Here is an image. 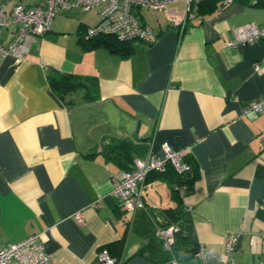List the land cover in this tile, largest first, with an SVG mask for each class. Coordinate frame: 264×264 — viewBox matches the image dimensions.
<instances>
[{
  "label": "crops",
  "instance_id": "0c3cea01",
  "mask_svg": "<svg viewBox=\"0 0 264 264\" xmlns=\"http://www.w3.org/2000/svg\"><path fill=\"white\" fill-rule=\"evenodd\" d=\"M183 9V0L139 9L156 37L130 41L126 56L102 42L82 46L96 7L56 14L23 58L0 55L1 245L41 233L48 264H88L102 246L123 264H170L159 250L157 261L146 253L176 206V186L151 172L144 205L127 210L111 194L124 168L101 152L113 138L134 145L133 159L161 155L166 141L198 172L181 196L198 243L183 263L223 264L225 238L236 232L234 264H264V112L241 111L264 94V39L224 47L233 27L264 22V0H204L180 30L169 16ZM12 31L1 29L2 43ZM51 68L90 77L95 98L83 100L82 88L61 99L48 84Z\"/></svg>",
  "mask_w": 264,
  "mask_h": 264
},
{
  "label": "built area",
  "instance_id": "2783aa9c",
  "mask_svg": "<svg viewBox=\"0 0 264 264\" xmlns=\"http://www.w3.org/2000/svg\"><path fill=\"white\" fill-rule=\"evenodd\" d=\"M11 0H0V32L3 27L13 26L12 37L7 43L0 40V55L11 54L23 58L29 50L36 35L50 29L56 14L71 9L88 10L97 8L98 21L86 29L88 36L109 34L120 41L140 40L150 43L156 34L152 28L143 23L137 11L147 9H168L176 0H39L30 5L21 0L10 4ZM201 0H183L184 9L181 16L170 13L169 20L180 30L188 21L198 14ZM231 0H223L228 3ZM257 2V0H251ZM233 37L224 42V47H234L264 39V22L247 21L233 27ZM241 111L264 112V94L245 102ZM264 135V134H263ZM162 154L149 151L144 156L133 159L127 169H123L119 179L111 188V194L127 210L144 205L143 190L147 174L151 170L163 171L169 164L176 172L189 169V163L183 158V150L172 148L166 141L161 144ZM180 196L185 194L183 187L176 185ZM77 222L82 221L79 210L72 213ZM177 226L169 224L158 226L154 234L159 238L163 248L171 254L170 264H184L173 254ZM238 240V233H229L224 242V263L234 264L233 253ZM203 256V253L199 251ZM51 256L46 249L41 233H32L16 242L0 244V264H48ZM88 264H119L109 250L102 246L96 251L95 259ZM206 264V263H203Z\"/></svg>",
  "mask_w": 264,
  "mask_h": 264
},
{
  "label": "trees",
  "instance_id": "16d2710c",
  "mask_svg": "<svg viewBox=\"0 0 264 264\" xmlns=\"http://www.w3.org/2000/svg\"><path fill=\"white\" fill-rule=\"evenodd\" d=\"M204 0H201L198 4V13H201L202 4ZM82 46L89 48L96 43L102 42L108 45L113 51L119 53L122 56L129 55L132 51L129 45L130 41H120L115 36L109 34H100L88 36L83 33ZM48 84L52 90L61 98L66 100L68 94L76 89H84L82 95L83 100L94 99L97 93V85L90 77H81L74 73L61 72L54 68L49 69L47 73ZM136 148L127 139H108L101 146V152L109 159L115 161L118 165L127 169L133 161V154L136 152ZM183 158L189 163V169L183 172H176L171 165H167L163 171L151 170V172L160 173V175L168 178L174 183V186L178 185L183 187L184 192L188 191L192 182L197 178V169L185 158V152H183ZM148 173V174H149ZM147 178V176H146ZM146 181V180H145ZM176 206L169 207L165 210L168 222L162 226L175 224L177 231L175 232V242L173 245V254L183 262L193 256L198 250V243L194 235L193 222L191 216L186 208L182 205L181 196L175 188ZM105 247V246H104ZM146 247V246H145ZM142 249L140 253L145 254L146 250ZM152 248L150 253H146V256L152 260H158L153 256V252L156 250L165 254L166 258L171 257V254L166 251L159 238L154 234L151 240L148 242L147 248ZM107 248V247H106ZM144 250V252H143ZM112 255V254H111ZM115 257V256H114ZM119 264H123V261L115 257ZM163 258V257H162Z\"/></svg>",
  "mask_w": 264,
  "mask_h": 264
},
{
  "label": "rangeland",
  "instance_id": "374dc122",
  "mask_svg": "<svg viewBox=\"0 0 264 264\" xmlns=\"http://www.w3.org/2000/svg\"><path fill=\"white\" fill-rule=\"evenodd\" d=\"M13 1H16V0H13Z\"/></svg>",
  "mask_w": 264,
  "mask_h": 264
}]
</instances>
